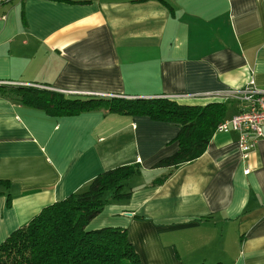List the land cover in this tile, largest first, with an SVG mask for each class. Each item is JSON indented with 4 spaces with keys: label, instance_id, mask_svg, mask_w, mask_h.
Returning <instances> with one entry per match:
<instances>
[{
    "label": "crops",
    "instance_id": "0c3cea01",
    "mask_svg": "<svg viewBox=\"0 0 264 264\" xmlns=\"http://www.w3.org/2000/svg\"><path fill=\"white\" fill-rule=\"evenodd\" d=\"M71 1L0 0L1 84L185 105L250 80L264 91V0ZM227 102L229 118L240 104ZM178 129L0 99V243L98 174L135 165L129 196L106 193L88 228L124 229L139 264H264V139L243 159L238 133L216 131L192 162L154 167L178 149Z\"/></svg>",
    "mask_w": 264,
    "mask_h": 264
},
{
    "label": "trees",
    "instance_id": "16d2710c",
    "mask_svg": "<svg viewBox=\"0 0 264 264\" xmlns=\"http://www.w3.org/2000/svg\"><path fill=\"white\" fill-rule=\"evenodd\" d=\"M0 99L20 102L57 116L104 109L124 115H146L154 120L176 124L179 129L174 141H177L178 149L159 159L154 165L156 168L176 169L198 158L217 126L230 115L227 101L185 105L167 97L68 98L61 92L44 87L1 83ZM137 172L135 165L106 170L84 188L43 207L0 243V264H139L124 229L88 228L108 202L106 193L110 192L114 200L129 196L130 193L124 192L123 187Z\"/></svg>",
    "mask_w": 264,
    "mask_h": 264
},
{
    "label": "built area",
    "instance_id": "2783aa9c",
    "mask_svg": "<svg viewBox=\"0 0 264 264\" xmlns=\"http://www.w3.org/2000/svg\"><path fill=\"white\" fill-rule=\"evenodd\" d=\"M63 92L70 95H81L78 92ZM83 94L92 95L91 93ZM221 99L222 101L236 100L240 107L231 117L223 120L215 132L229 130L237 132V145L242 158L245 159L255 143L264 139V91L258 89L254 81L250 80L243 87L225 93ZM245 172H248V169Z\"/></svg>",
    "mask_w": 264,
    "mask_h": 264
}]
</instances>
